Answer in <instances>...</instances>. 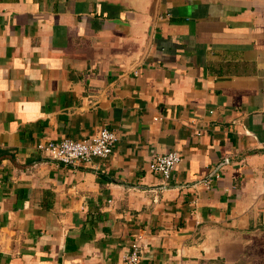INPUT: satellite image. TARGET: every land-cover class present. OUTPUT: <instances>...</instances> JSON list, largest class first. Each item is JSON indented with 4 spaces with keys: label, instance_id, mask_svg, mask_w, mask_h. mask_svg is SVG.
I'll use <instances>...</instances> for the list:
<instances>
[{
    "label": "crops",
    "instance_id": "1",
    "mask_svg": "<svg viewBox=\"0 0 264 264\" xmlns=\"http://www.w3.org/2000/svg\"><path fill=\"white\" fill-rule=\"evenodd\" d=\"M102 127L91 165L36 149ZM133 238L137 264H264V0H0V264Z\"/></svg>",
    "mask_w": 264,
    "mask_h": 264
},
{
    "label": "built area",
    "instance_id": "2",
    "mask_svg": "<svg viewBox=\"0 0 264 264\" xmlns=\"http://www.w3.org/2000/svg\"><path fill=\"white\" fill-rule=\"evenodd\" d=\"M115 140V133L106 127H102L93 135L81 139L61 138L56 141L38 142L36 149L44 157L61 163L91 165L94 158L105 159L109 156ZM179 161L178 153L169 150L152 156L147 163V169L166 182L170 179L172 171ZM140 252L141 247L136 238H133L130 241L128 251L122 256L121 264H137Z\"/></svg>",
    "mask_w": 264,
    "mask_h": 264
},
{
    "label": "water",
    "instance_id": "3",
    "mask_svg": "<svg viewBox=\"0 0 264 264\" xmlns=\"http://www.w3.org/2000/svg\"><path fill=\"white\" fill-rule=\"evenodd\" d=\"M214 173V171H211L208 175H206L205 177L201 178L200 180L198 181H203V180H206L210 175H212Z\"/></svg>",
    "mask_w": 264,
    "mask_h": 264
},
{
    "label": "rangeland",
    "instance_id": "4",
    "mask_svg": "<svg viewBox=\"0 0 264 264\" xmlns=\"http://www.w3.org/2000/svg\"><path fill=\"white\" fill-rule=\"evenodd\" d=\"M264 257H262L261 259L263 260Z\"/></svg>",
    "mask_w": 264,
    "mask_h": 264
}]
</instances>
